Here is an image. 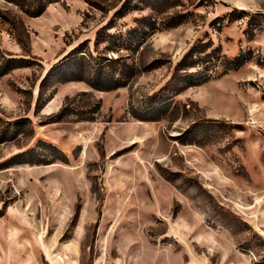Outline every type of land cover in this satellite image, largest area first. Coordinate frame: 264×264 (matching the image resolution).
Segmentation results:
<instances>
[{
    "label": "rangeland",
    "instance_id": "obj_1",
    "mask_svg": "<svg viewBox=\"0 0 264 264\" xmlns=\"http://www.w3.org/2000/svg\"><path fill=\"white\" fill-rule=\"evenodd\" d=\"M0 264H264V0H0Z\"/></svg>",
    "mask_w": 264,
    "mask_h": 264
},
{
    "label": "trees",
    "instance_id": "obj_2",
    "mask_svg": "<svg viewBox=\"0 0 264 264\" xmlns=\"http://www.w3.org/2000/svg\"><path fill=\"white\" fill-rule=\"evenodd\" d=\"M17 5L26 15L37 18L43 15L47 7L59 0H7Z\"/></svg>",
    "mask_w": 264,
    "mask_h": 264
}]
</instances>
